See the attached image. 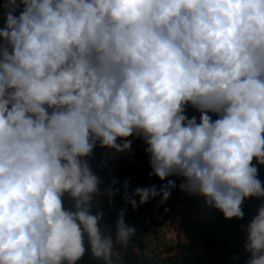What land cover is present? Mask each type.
I'll return each instance as SVG.
<instances>
[{
  "label": "clouds",
  "instance_id": "obj_1",
  "mask_svg": "<svg viewBox=\"0 0 264 264\" xmlns=\"http://www.w3.org/2000/svg\"><path fill=\"white\" fill-rule=\"evenodd\" d=\"M134 139L159 186L94 171ZM261 168L264 0H0V264H123L127 208L106 231L94 204L163 205L169 177L225 220L258 201L229 264H264Z\"/></svg>",
  "mask_w": 264,
  "mask_h": 264
},
{
  "label": "trees",
  "instance_id": "obj_2",
  "mask_svg": "<svg viewBox=\"0 0 264 264\" xmlns=\"http://www.w3.org/2000/svg\"><path fill=\"white\" fill-rule=\"evenodd\" d=\"M103 150V148H96L94 157ZM126 166V169L120 167L117 170L109 171L105 176L106 183L109 176H116L121 182H123L125 178L130 180L129 191L137 186H147L153 183L157 185L154 178L148 176L147 170L141 169L132 171L135 168L134 162ZM130 171H132V173L129 175ZM103 172L105 173L107 170H103ZM260 178L264 180V168H261ZM116 186L119 187V185ZM158 199L159 197L150 200L148 203L133 211L130 206L124 204L121 195L118 194L113 197V204L111 207L108 206L107 197H103L98 208L104 212V222L113 226L118 210L122 207H126V222L133 226L142 227L143 231L146 232L153 227L160 226L169 215L177 214L170 199L163 205L157 204ZM252 201L258 204V201L254 199H252ZM179 229L183 232L188 242H177L176 247L178 253L167 255L164 258L165 264H229L232 254L238 252L233 245L219 239L200 226L188 221L183 216L180 218ZM197 246H201L202 248L200 253L196 252ZM170 251L171 249L167 250L166 253ZM141 256V253H135L131 248H128L122 254L123 264H138ZM240 258L241 260L244 259L242 256H240ZM79 264H96V262L90 259L88 255H85Z\"/></svg>",
  "mask_w": 264,
  "mask_h": 264
},
{
  "label": "water",
  "instance_id": "obj_3",
  "mask_svg": "<svg viewBox=\"0 0 264 264\" xmlns=\"http://www.w3.org/2000/svg\"><path fill=\"white\" fill-rule=\"evenodd\" d=\"M129 139H132L129 137ZM145 145L139 139H134L132 143V159L135 163V168L132 170H141L145 169L148 172L151 170L148 165V155L144 152ZM124 169L127 168L126 165L122 166ZM95 171V170H94ZM129 172V175L132 173ZM97 173V171H95ZM98 174V173H97ZM103 179L105 173L98 174ZM156 181L157 185L161 183L159 179L155 176H152ZM176 180L177 188L173 189L169 199L171 200L177 214L169 215L160 226L153 227L148 231L144 232L142 227L136 226V234L131 238L135 240L136 243L140 246L143 251V259L139 261L138 264H150L146 259L151 260V264H165L162 256L158 251V245H161L164 250H169L174 248L176 244V238L167 237V231L169 229L168 225L171 222L175 221L174 230L175 233L178 232L179 222L181 216L185 217L188 221L194 223L197 226H200L207 232L215 235L219 239L224 240L226 243L233 245L236 250L240 253V256L246 257L247 253L243 250V241L245 233L240 229L239 225L241 223H246L247 220L255 214V209L257 204L248 199L243 207L245 211V219L243 221L225 220L222 215L216 210H205L203 199L198 196H189L188 194L179 190L180 180L175 177H169ZM98 206H93L92 211L95 212ZM103 227L105 230L111 228L114 231L113 226L108 223L103 222ZM126 250V249H125ZM122 252V254L125 252ZM202 251L201 246H198L196 252L200 253ZM95 261V260H94Z\"/></svg>",
  "mask_w": 264,
  "mask_h": 264
},
{
  "label": "built area",
  "instance_id": "obj_4",
  "mask_svg": "<svg viewBox=\"0 0 264 264\" xmlns=\"http://www.w3.org/2000/svg\"><path fill=\"white\" fill-rule=\"evenodd\" d=\"M110 156H111V152L109 150H106V149H104L101 153L97 154L93 160L94 170H96V171H102V170L112 171V170L119 169L121 166H124V165H127L129 163L134 162V160L131 157V156H133V154H131V155H129V154H117V156L109 159ZM101 157H104L105 159H107L109 161L108 168L96 167V165L99 164ZM128 247L129 248L132 247V250L135 251L133 248V247H135V244L133 241H130ZM158 249L160 252L163 251V248L161 245H158Z\"/></svg>",
  "mask_w": 264,
  "mask_h": 264
},
{
  "label": "crops",
  "instance_id": "obj_5",
  "mask_svg": "<svg viewBox=\"0 0 264 264\" xmlns=\"http://www.w3.org/2000/svg\"><path fill=\"white\" fill-rule=\"evenodd\" d=\"M105 173H106V172H105ZM105 176H106V174H105ZM104 181H105V183H106L105 178H104ZM95 205L98 206L99 204H95ZM174 226H175V221L173 220V221L171 222V224L168 225L169 229L166 230V231H167V234H166L167 237H169V236L171 237V230L175 232V230H174ZM135 227H136V226H135ZM178 232L181 233V237H183V239H184V240H182L181 242H182V243H187L188 240L185 238L183 232H182L179 228H178ZM178 232H177V234H178ZM174 236H175V238H176V234H175V233L173 234V237H174ZM131 241H133V240H131ZM183 241H184V242H183ZM133 242H134V244L136 243L135 240H134ZM136 244H137V243H136ZM136 244H135V247H133V248L135 249L134 252H135V253H141V254H142L143 251H140V250H139V246H137ZM175 246H176V244H175ZM175 246H174L173 250H172L171 252H169V253H165V251H164V254H166L165 256H167V255H174V254H177V253H178V250L175 249ZM197 248H198V246H197ZM196 250H197V249H196ZM162 254H163V253L161 252L160 255H162ZM141 257H142V258H141L140 260H142V259L144 258V257H143V254H142ZM146 261L149 262V263L151 264V260L146 259Z\"/></svg>",
  "mask_w": 264,
  "mask_h": 264
},
{
  "label": "rangeland",
  "instance_id": "obj_6",
  "mask_svg": "<svg viewBox=\"0 0 264 264\" xmlns=\"http://www.w3.org/2000/svg\"><path fill=\"white\" fill-rule=\"evenodd\" d=\"M98 174H101V173H103V171H98L97 172ZM109 173V171H107L105 174H108ZM105 178V177H104ZM94 207H95V204H94ZM182 240H184L183 239V237H181V233H179L178 232V234L176 233V244H177V242H181ZM184 242V241H183ZM137 246H139L138 244H136ZM175 249H177V247L175 246ZM196 249H197V247H196ZM135 250V249H134ZM162 257L163 258H165V255H164V253L162 254Z\"/></svg>",
  "mask_w": 264,
  "mask_h": 264
},
{
  "label": "bare ground",
  "instance_id": "obj_7",
  "mask_svg": "<svg viewBox=\"0 0 264 264\" xmlns=\"http://www.w3.org/2000/svg\"><path fill=\"white\" fill-rule=\"evenodd\" d=\"M100 187L103 188V187H104V184H101ZM107 229H108V228H107ZM174 233H175V232L171 230V237H173V234H174ZM169 237H170V236H169Z\"/></svg>",
  "mask_w": 264,
  "mask_h": 264
}]
</instances>
